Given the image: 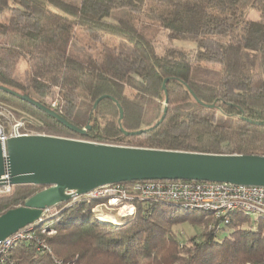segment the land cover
I'll list each match as a JSON object with an SVG mask.
<instances>
[{"label": "trees", "instance_id": "obj_1", "mask_svg": "<svg viewBox=\"0 0 264 264\" xmlns=\"http://www.w3.org/2000/svg\"><path fill=\"white\" fill-rule=\"evenodd\" d=\"M251 9L258 18L248 17ZM79 31L92 42L104 34L126 42L79 59ZM175 40L194 48L178 47ZM22 57L27 78L17 76ZM0 86L28 95L79 128L90 126L84 134L74 132L0 89V105L38 133L264 155V0H0ZM101 95L120 104V121L110 98L93 108ZM0 121L9 130L5 118ZM120 127L145 131L125 135ZM43 188L10 186L0 193V215ZM96 202L79 199L45 212L29 238L11 245L3 264H264L262 217L233 211L217 218L135 196L134 214H117L118 223L111 224L94 216ZM183 222L198 231L180 239L174 227Z\"/></svg>", "mask_w": 264, "mask_h": 264}, {"label": "water", "instance_id": "obj_2", "mask_svg": "<svg viewBox=\"0 0 264 264\" xmlns=\"http://www.w3.org/2000/svg\"><path fill=\"white\" fill-rule=\"evenodd\" d=\"M0 89L38 107L74 132L84 134L90 128L89 125L84 128L73 125L26 94L3 86ZM104 98L116 102L120 121L123 109L109 95L99 96L93 108ZM166 111L164 107L155 126L163 120ZM120 130L125 135L145 131H125L121 127ZM141 180H197L264 186V155L117 145L46 133L9 136L5 142L0 140V187L32 184L44 188L23 205L0 215V242L36 224L49 208L102 186Z\"/></svg>", "mask_w": 264, "mask_h": 264}, {"label": "built area", "instance_id": "obj_3", "mask_svg": "<svg viewBox=\"0 0 264 264\" xmlns=\"http://www.w3.org/2000/svg\"><path fill=\"white\" fill-rule=\"evenodd\" d=\"M55 105V102L52 103ZM10 110L0 105V120L5 118L6 125L0 121V140L5 142L9 136L38 133L25 126L26 119L11 122ZM10 186H4L8 192ZM157 199L174 202L192 209L210 212L213 217L225 216L233 211H240L249 217L264 219V186L236 185L227 182L197 180H141L129 184L115 183L96 188L79 199L97 200L93 207L94 216L110 215L116 212L125 217L134 214V197ZM47 209L45 212L53 210ZM111 216V215H110ZM34 225L21 229L0 242V264H3L11 245L20 239L30 237Z\"/></svg>", "mask_w": 264, "mask_h": 264}, {"label": "rangeland", "instance_id": "obj_4", "mask_svg": "<svg viewBox=\"0 0 264 264\" xmlns=\"http://www.w3.org/2000/svg\"><path fill=\"white\" fill-rule=\"evenodd\" d=\"M70 2H77L78 0H67ZM248 17L250 18H258L259 17V12L251 9L247 12ZM78 39L75 44H74V51H75V55L77 58L79 59H85V57L88 56H92V57H97L99 50L103 47V45H108V46H119V44L123 41V39H121L120 37L117 36H113L111 34H104L101 38V41H96V42H92L88 36H86L84 33H82L81 31L78 32ZM160 38H164L163 35L159 36ZM174 44L178 47H182V48H188V49H192L194 48V44L189 43V42H183V41H178L175 40ZM216 67L217 65H211ZM29 75L28 72V65H27V59L26 57H22L19 64H18V69H17V76L20 78H27ZM19 118L15 117V116H11L10 117V121L14 122V121H18ZM3 187H0V193H2L3 191ZM164 207L166 209H169L170 206L169 205H164ZM110 214L114 215V219H118V217L116 216L117 214L115 212H109ZM89 220H93L94 216L90 215ZM101 218H99L100 220ZM178 233L180 234V239H186L188 238L190 235H193L196 231H198L199 227L196 225H193L192 223L189 222H183L180 223L178 225H176L174 227ZM225 232V231H224Z\"/></svg>", "mask_w": 264, "mask_h": 264}, {"label": "bare ground", "instance_id": "obj_5", "mask_svg": "<svg viewBox=\"0 0 264 264\" xmlns=\"http://www.w3.org/2000/svg\"><path fill=\"white\" fill-rule=\"evenodd\" d=\"M99 218H101L103 221L107 222V223H111V224H117L118 222L110 215H104V214H100ZM100 219V220H101Z\"/></svg>", "mask_w": 264, "mask_h": 264}, {"label": "crops", "instance_id": "obj_6", "mask_svg": "<svg viewBox=\"0 0 264 264\" xmlns=\"http://www.w3.org/2000/svg\"><path fill=\"white\" fill-rule=\"evenodd\" d=\"M116 220V219H115Z\"/></svg>", "mask_w": 264, "mask_h": 264}]
</instances>
